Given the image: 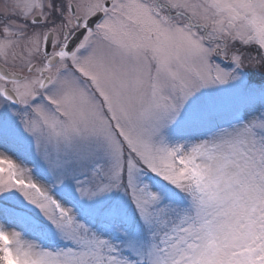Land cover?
<instances>
[{
	"label": "snow or ice",
	"instance_id": "snow-or-ice-1",
	"mask_svg": "<svg viewBox=\"0 0 264 264\" xmlns=\"http://www.w3.org/2000/svg\"><path fill=\"white\" fill-rule=\"evenodd\" d=\"M0 264H264V0H0Z\"/></svg>",
	"mask_w": 264,
	"mask_h": 264
}]
</instances>
